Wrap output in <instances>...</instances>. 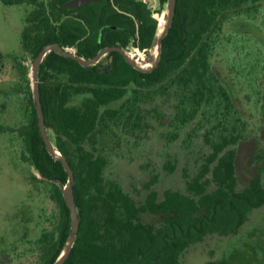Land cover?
<instances>
[{
  "label": "trees",
  "instance_id": "trees-1",
  "mask_svg": "<svg viewBox=\"0 0 264 264\" xmlns=\"http://www.w3.org/2000/svg\"><path fill=\"white\" fill-rule=\"evenodd\" d=\"M70 0H4L33 7L22 33L23 53L35 59L49 44L92 59L108 47L150 51L160 22L145 0H99L66 9ZM168 0H159L161 6ZM260 0H177L173 24L163 40L157 68L141 72L118 52L104 71L89 68L50 52L40 73L45 123L56 149L74 171V196L80 230L65 264H181V257L207 237L236 235L251 212L264 206L261 171L239 190L236 146L246 122L212 66L225 26L233 19L255 20L263 13ZM158 13H160L158 11ZM264 20V19H263ZM264 26V21H263ZM30 72L19 64L13 92L25 96L22 124L13 129L23 144V158L48 185L59 214L52 230L36 242L38 264H54L70 234L69 210L56 183L68 182L62 163L49 155L38 127ZM174 99L170 126L176 136L197 122L205 128L210 153L201 170L186 183V191L166 190L161 197L144 188L138 203L124 187L106 175L109 140L120 146L144 128L146 105ZM165 168L175 170L173 163ZM213 187L214 189L210 190ZM150 217L151 222L147 220ZM0 264H5L0 262Z\"/></svg>",
  "mask_w": 264,
  "mask_h": 264
},
{
  "label": "rangeland",
  "instance_id": "rangeland-1",
  "mask_svg": "<svg viewBox=\"0 0 264 264\" xmlns=\"http://www.w3.org/2000/svg\"><path fill=\"white\" fill-rule=\"evenodd\" d=\"M163 25L167 4L147 0ZM264 0H260L263 5ZM264 7V6H263ZM33 7L7 4L0 0V262L38 264L36 242L46 230H52L59 210L49 197V187L36 182L38 172L23 158V144L13 129L23 122L25 96L13 92L19 83L18 67L31 71L34 59L23 53L22 33ZM264 9V8H263ZM158 11L160 13H158ZM255 20L244 17L231 20L224 28L221 42L212 58V66L231 93L240 116L246 122L244 136L236 146L239 190L261 171L264 186V15ZM131 55L146 58L147 53L130 50ZM103 66L111 60L103 58ZM150 67V66H149ZM175 100L158 99L146 105L144 128L137 136L125 138L120 146L109 140L111 153L106 175L117 180L138 203L145 200L144 185L156 179L152 189L162 197L166 190L186 191V183L201 170L210 146L205 128L197 122L178 136L170 126ZM23 120V122H22ZM173 163L174 171L165 168ZM214 189L213 187L210 190ZM151 222V218L147 217ZM181 264H264V206L254 210L236 235L211 236L192 246Z\"/></svg>",
  "mask_w": 264,
  "mask_h": 264
},
{
  "label": "water",
  "instance_id": "water-1",
  "mask_svg": "<svg viewBox=\"0 0 264 264\" xmlns=\"http://www.w3.org/2000/svg\"><path fill=\"white\" fill-rule=\"evenodd\" d=\"M96 1L99 0H70L64 4V8L76 9ZM176 6H177V0H168L167 16L164 20V24L162 26L160 24L159 32L152 44L150 51L147 54V57L144 59L134 57L133 55L130 54L128 50H125L120 47H108L101 50L96 57L92 59H84L82 57L77 56L76 53L70 49L61 48L57 44H49L42 49V51L33 61L29 76L31 80L32 98L36 107V112L38 117V127L40 131V135L43 139V142L45 144V147L49 155L62 163L64 170L68 175V182L65 185L61 181H56V183L58 184L62 192L66 206L69 210L71 229H70V234L64 245V248L54 264H65V262L71 255V252L76 243L78 233L80 230V219H79L78 208L75 201L74 190H73V184L75 181L74 171L71 168L68 160L56 149L45 123V116L41 103L40 82H39V73H40L41 64L45 59V57L50 52H55L61 56L77 61L85 68H89L91 66L97 65L108 54L112 52H118L125 58L127 63L134 69L145 73L151 72L159 65L161 53H162L163 40L167 36L173 24L175 12H176ZM100 68L102 69V71H104L103 67Z\"/></svg>",
  "mask_w": 264,
  "mask_h": 264
},
{
  "label": "flooded vegetation",
  "instance_id": "flooded-vegetation-1",
  "mask_svg": "<svg viewBox=\"0 0 264 264\" xmlns=\"http://www.w3.org/2000/svg\"><path fill=\"white\" fill-rule=\"evenodd\" d=\"M145 1L148 3V1H147V0H145ZM102 60H103V59H102ZM102 60H101L100 62H102ZM100 62H99V63H100ZM101 67L105 68V66H103V65H102Z\"/></svg>",
  "mask_w": 264,
  "mask_h": 264
},
{
  "label": "bare ground",
  "instance_id": "bare-ground-1",
  "mask_svg": "<svg viewBox=\"0 0 264 264\" xmlns=\"http://www.w3.org/2000/svg\"><path fill=\"white\" fill-rule=\"evenodd\" d=\"M161 24V23H160ZM161 26H162V24H161Z\"/></svg>",
  "mask_w": 264,
  "mask_h": 264
}]
</instances>
